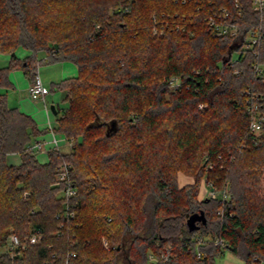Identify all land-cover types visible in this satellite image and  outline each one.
<instances>
[{
  "label": "trees",
  "instance_id": "16d2710c",
  "mask_svg": "<svg viewBox=\"0 0 264 264\" xmlns=\"http://www.w3.org/2000/svg\"><path fill=\"white\" fill-rule=\"evenodd\" d=\"M224 11L236 35H217L208 24ZM256 27L264 30V8L255 11L252 0H0V53L9 56L0 87H13L14 69L34 79L38 51L45 63L77 67L51 83L67 102L52 129L73 143L67 152L49 149L45 162L28 145L48 128L40 131L0 94V264H214L226 250L260 264L264 125L253 137L245 91L262 96L264 112V37L243 48ZM18 49L27 55L18 58ZM12 153L18 164L9 162ZM63 163L76 188L72 216L56 179ZM178 171L195 181L179 187ZM203 178L225 187L227 199L197 201ZM195 211L206 223L189 231ZM32 227L41 241L10 255L8 234L23 237ZM197 233L224 245L201 246L198 257L183 247ZM165 247L173 257L148 259Z\"/></svg>",
  "mask_w": 264,
  "mask_h": 264
},
{
  "label": "built area",
  "instance_id": "2783aa9c",
  "mask_svg": "<svg viewBox=\"0 0 264 264\" xmlns=\"http://www.w3.org/2000/svg\"><path fill=\"white\" fill-rule=\"evenodd\" d=\"M185 1V0H183ZM253 9L255 11H262L264 8V0H252ZM227 16V12L224 11L219 17L216 16H209L207 21L210 27L213 29V32L217 35H225L229 34L231 36L236 35L238 32V26L236 23H231L225 21V17ZM158 26L153 27V32L156 33ZM161 32V31H160ZM264 37V30L261 27H256L254 29L248 30L247 34L245 36V39L243 41V48H254L255 46L259 45L261 40ZM255 70H258V66H255ZM170 83L175 84L176 86L174 89L178 86L179 81L177 78H171ZM49 90L46 86L43 85V83L40 81V78L38 74L36 73L33 81L28 86V93L30 97L34 100H41L43 103L45 102V96L48 94ZM246 109L248 112V129L252 133L253 137L259 135V133L262 131L263 125H264V112L260 108V101L262 96L252 91L251 89H246ZM202 104H199V107H201ZM48 131L51 132V139L47 141V143L50 145L49 149H57L58 150V140L55 137V132L53 131L52 127L48 128ZM44 142H41L39 140H34L31 142L28 146L35 152L42 151L44 148ZM68 167L66 163H63L58 168V173L56 176L57 183L62 185L60 196L65 198L64 207L66 209L65 214L72 216L73 211H68V199L71 198L76 194V188L71 184V179L69 177ZM209 168L212 167V165H208ZM206 183V182H205ZM209 186V189L207 191V194L204 197L209 198H217L220 197L222 200L227 199V189L223 187L222 189L218 190L216 187H214L211 183H206ZM217 213L222 215L223 214V207H220L217 210ZM43 238V233L39 228L32 227L29 229V231L24 235L23 237H20L15 232H10L7 236V241L5 245V249L10 255H13L15 251L18 248H24L26 244H37L41 241ZM103 246L109 250L110 246L107 242V240L104 238L102 240ZM209 243H212L214 245H224V242L222 239L218 237H205L203 235L198 237H192L189 241H187L184 244V248H186L187 251H190L192 248L196 252L198 257H202L203 254L201 253V246L207 245ZM71 256H75V253H72ZM171 257H173V253L171 248H167L164 252L160 253V257L153 253H149L148 259L153 262H157L160 259L162 260H168Z\"/></svg>",
  "mask_w": 264,
  "mask_h": 264
},
{
  "label": "rangeland",
  "instance_id": "374dc122",
  "mask_svg": "<svg viewBox=\"0 0 264 264\" xmlns=\"http://www.w3.org/2000/svg\"><path fill=\"white\" fill-rule=\"evenodd\" d=\"M168 22L169 21L166 19L160 20V23H162V26H165L166 24H168ZM157 30H158L157 32L162 31V27H158ZM3 55H7V54L0 53V65L2 64V59L4 58ZM45 58H46V53L44 51H38L36 53V60L38 63L36 73L37 72L39 73V76H40V79H41L43 85L46 86L49 90L48 94L45 97V103L47 104L48 110L50 111L51 127H56V118L61 115V113H62L61 110L67 106V102L65 101V99L64 100L62 99V97H63L62 92L59 89L54 90L51 88L50 81L61 80L63 78L75 76L77 74V67L73 62L67 61V60L54 62V63H45L44 62ZM63 66H65V67H63ZM14 70L11 71L12 76H13ZM21 76H23V74L19 75V77H21ZM10 80L12 81V78H10ZM30 80L33 81L32 77H30ZM12 83L14 85V89H13V87L12 88L0 87V94L6 95L8 104L15 105V106L20 105V107L22 108L20 111L32 116L37 123L38 129L40 131H44L46 129V126H47V123H46L47 119H46V112L44 109L43 102L39 101V100L31 99V97L29 95H27L25 88L23 86L17 85L18 83L15 81H12ZM175 86H176L175 84L170 83V81H169L168 88L170 90H174ZM52 104H55V105L58 104L59 105L60 108H57L58 109L57 111H59V112H57L58 115H53L51 113L50 106ZM55 133H56V138L59 140V144H58L59 149L58 150L60 152L68 151L70 149L72 143H73L72 139L68 140V139H66V137L63 134H61L59 132H55ZM40 134L43 136L39 137L37 140L45 143L43 150L47 152L50 148V145L47 143V141H49L51 136L46 132L40 133ZM46 152H44V153H46ZM175 177H176V182H177L179 187H183V186H185L187 184H191L195 181L194 175L186 174L182 171H178L175 174ZM206 183H205V179L203 178V180L200 183L201 185L199 187V191H198V194L196 197L197 201L201 200L202 197H204L207 194L209 186ZM263 187H264V176H263ZM222 188L218 187L217 189L220 190ZM192 209H196L195 204H193ZM195 212H198V211H195ZM191 213H193V212H190V214ZM200 226H201V224H200ZM201 235H203L207 238L212 237L211 234H202V233H197L193 237H198ZM103 239L104 238H102V240ZM107 242H108V240H107ZM108 244H109V242H108ZM102 245H103V243H102ZM167 248L165 247L164 250H161V252H164ZM260 264H264V260L261 261Z\"/></svg>",
  "mask_w": 264,
  "mask_h": 264
},
{
  "label": "crops",
  "instance_id": "0c3cea01",
  "mask_svg": "<svg viewBox=\"0 0 264 264\" xmlns=\"http://www.w3.org/2000/svg\"><path fill=\"white\" fill-rule=\"evenodd\" d=\"M27 55V51L26 50H24V49H18L17 51H16V56L18 57V58H23L24 56H26ZM4 56V58L2 59V64L0 65V66H4L5 64H7L8 63V61H9V56L8 55H3ZM63 67H65V66H63ZM21 74H23V76H21V77H19V75H21ZM37 74H38V76H39V73L37 72ZM70 77H72V76H70ZM10 78H12V81H15V82H17L18 84L17 85H21V86H23L24 88H25V91H26V93H27V95H29V93H28V86L30 85V83L32 82V80H30V78L29 77H27L25 74H24V72L21 70V69H15L14 70V72H13V76H12V73H10ZM39 78H40V76H39ZM40 81H41V79H40ZM55 81H58V80H53V81H50V84L52 83V82H55ZM42 82V81H41ZM13 89H14V85H13ZM55 90V89H54ZM56 90H58V89H56ZM61 91V90H60ZM62 92V99L64 100V96H65V94H64V92L63 91H61ZM30 96V95H29ZM46 97V96H45ZM32 99V98H31ZM34 100V99H33ZM39 101H41V100H39ZM43 102V101H42ZM43 105H44V109H45V112H46V119H47V121H46V123H47V126H46V128H49V127H51V119H50V111L48 110V106H47V104L44 102L43 103ZM52 105H54V107L55 108H60L59 107V105L58 104H52ZM9 106H15V105H11V104H9ZM15 107H18V109L19 110H21L22 108L20 107V105H16ZM51 110V109H50ZM58 111L56 110V113L54 114L52 111H51V113L53 114V115H58V113H57ZM29 115V114H28ZM32 117V116H31ZM33 118V117H32ZM34 119V118H33ZM34 121H35V119H34ZM36 122V121H35ZM36 125H37V123H36ZM46 133H48L51 137H52V135H51V132L50 131H47ZM43 135H41V134H37L36 136H35V138L32 140V142L34 141V140H36V139H38L39 137H42ZM55 137H56V133H55ZM51 139V138H50ZM49 139V140H50ZM57 139V138H56ZM58 140V139H57ZM58 144H59V140H58ZM58 149H59V147H58ZM69 151V150H68ZM44 152H46V151H44V150H42V151H37L36 152V157H37V159L40 161V162H45V161H47L48 160V151L46 152V153H44ZM63 152H67V151H63ZM8 160H9V162L10 163H12V164H18L19 163V161H20V157H19V155L17 154V153H12V154H9L8 155ZM214 264H245V262L241 259V258H239L238 256H236V255H234L232 252H230V251H224L220 256H218L217 257V259L215 260V262H214Z\"/></svg>",
  "mask_w": 264,
  "mask_h": 264
},
{
  "label": "water",
  "instance_id": "95a60500",
  "mask_svg": "<svg viewBox=\"0 0 264 264\" xmlns=\"http://www.w3.org/2000/svg\"><path fill=\"white\" fill-rule=\"evenodd\" d=\"M50 109L54 114L56 113L54 105H51ZM199 223L201 225L206 223V217L203 211L193 212L186 219V224L189 231L198 230L200 227Z\"/></svg>",
  "mask_w": 264,
  "mask_h": 264
}]
</instances>
